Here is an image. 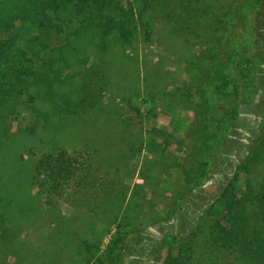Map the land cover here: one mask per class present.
<instances>
[{"label":"rangeland","instance_id":"374dc122","mask_svg":"<svg viewBox=\"0 0 264 264\" xmlns=\"http://www.w3.org/2000/svg\"><path fill=\"white\" fill-rule=\"evenodd\" d=\"M145 1L108 0L106 12L125 17L132 30L129 42L117 32L104 45L93 35L98 32L89 30L80 50H71L70 67H63L62 53H53L45 71L56 77L52 88L40 81L16 97L11 92L18 110L0 144V264H258L229 252L237 236L236 228L232 236L225 226L231 223L225 218L229 212L200 200L221 193L226 174H209L194 193L186 192L185 175L192 165L186 156L201 139L204 94L211 97L208 115L215 118L219 138L246 136L249 142L264 135V88L254 103L241 93L236 105L228 94L232 86L216 92L207 79L213 56H225L232 41L241 40L244 0H156L162 3L146 13L150 24L143 25L138 15ZM51 37L50 46L62 44L60 33ZM90 38L100 43L89 45ZM219 40L227 42L226 52ZM41 48L43 60L47 45ZM82 98L92 106L79 114L56 110ZM60 148L83 153V184L80 190L69 185L65 194L56 192L47 204L38 196L32 169L44 153ZM234 157L239 161L245 154ZM229 166L227 161L224 169ZM252 179L259 191L264 161ZM246 189V178L240 177L229 203ZM34 198L40 202L26 216L24 202L29 207ZM178 209L181 218L172 214ZM161 219L169 221L166 227ZM254 232L261 242L264 234Z\"/></svg>","mask_w":264,"mask_h":264},{"label":"trees","instance_id":"16d2710c","mask_svg":"<svg viewBox=\"0 0 264 264\" xmlns=\"http://www.w3.org/2000/svg\"><path fill=\"white\" fill-rule=\"evenodd\" d=\"M155 2L156 0H146V7L139 10L138 16L143 25L150 24L146 20V13L162 3V1L157 4ZM107 5L108 0H0V144L6 141L10 132L8 119L18 110L11 92L13 91L16 97V93L40 81L49 88L53 87L56 77H51L45 72L47 67L53 64V53L58 51L62 53L63 67L66 68L71 66V50H80V39L89 30H96L98 33L92 32L93 35L102 38L104 45L107 44L106 39L109 34L117 32L121 41L131 40L132 30L128 29L125 17L117 19L108 14ZM177 9L178 7L175 8ZM239 10L245 18V28L240 42L232 41L231 44L234 47L227 53L229 56L214 55L213 70L207 71V79H211L214 91L224 93L228 86H232L228 94L234 97L236 105L239 104L241 93L246 94L247 101L252 100L251 103H254L257 91L264 88V73L261 67L264 61L262 58L264 56V0H244ZM135 16L137 15L134 13L128 19ZM54 33L62 35V44L50 46L51 36ZM42 34L46 37H42ZM148 34L149 32L146 34L147 39H149ZM90 39L89 45L96 46L100 43H94L95 38ZM231 40V38L228 39L229 43ZM45 45L47 48L44 51L43 60H40V52H43L41 47ZM219 45L222 46L221 51L226 52L224 47L227 42L221 43L219 40ZM203 98L204 101L200 105L204 110L200 118L203 122L200 131L201 139L196 143L197 146L193 148L192 153L186 156V161H191L192 164L190 169L185 171L186 192L194 193V190L200 189L209 174L210 176L226 174L227 178L222 183L221 193L201 197L200 200L207 199L206 202L212 209L219 207L222 212L224 210L229 212V216L224 217L231 223L225 226L227 230L230 229V233L234 232L235 228L237 230L236 239L231 241L229 252L236 255L239 253L251 263H257V260L258 264H264V236L260 242L254 232L256 230V233L264 234V185L259 191H255L252 179L264 161V135L255 134L254 138L248 139L249 142L244 140L246 136L236 139L228 136L219 138L214 132L215 118L208 115L211 97L207 93L203 95ZM91 106L84 98L76 102L70 99L57 105L56 110L71 115L79 114ZM232 110L233 113L234 109ZM43 120L47 124L48 119ZM213 142L217 144L211 145L210 143ZM148 146L151 151L157 149V145L153 142ZM241 154H245V158L237 161L234 156ZM83 157L82 152L71 153L67 149L60 148L56 152L44 153L35 162L31 177L35 185L39 187L38 196L44 198L45 203L51 204L55 200L56 192L59 195L65 194L69 185H74L80 190L84 179L82 171L86 163ZM227 161L230 166L226 170L224 166ZM230 168L233 170L231 175L227 172ZM240 177L246 178L247 189L240 200L231 204L227 197L231 198V193L239 183ZM10 184L16 190L18 185L12 181ZM16 192L20 193L17 190ZM39 202L34 198L29 207L25 206L28 202H24L22 212H26L27 216L29 209H35ZM10 210L12 208L6 206L5 211ZM254 212L259 215L258 219L254 217ZM180 213L179 209L172 212L173 215L181 218ZM160 222L166 227L169 221L161 219ZM85 242L87 243L86 240Z\"/></svg>","mask_w":264,"mask_h":264}]
</instances>
